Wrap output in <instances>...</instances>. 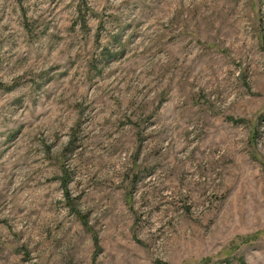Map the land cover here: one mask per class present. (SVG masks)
Segmentation results:
<instances>
[{"label":"rangeland","instance_id":"obj_1","mask_svg":"<svg viewBox=\"0 0 264 264\" xmlns=\"http://www.w3.org/2000/svg\"><path fill=\"white\" fill-rule=\"evenodd\" d=\"M264 264V0H0V264Z\"/></svg>","mask_w":264,"mask_h":264},{"label":"trees","instance_id":"obj_2","mask_svg":"<svg viewBox=\"0 0 264 264\" xmlns=\"http://www.w3.org/2000/svg\"><path fill=\"white\" fill-rule=\"evenodd\" d=\"M241 264H242V262H241Z\"/></svg>","mask_w":264,"mask_h":264}]
</instances>
